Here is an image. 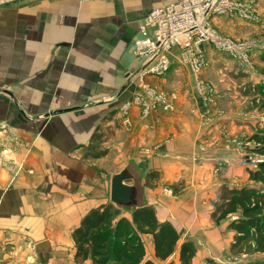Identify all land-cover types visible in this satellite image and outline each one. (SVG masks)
Returning a JSON list of instances; mask_svg holds the SVG:
<instances>
[{"label": "crops", "instance_id": "1", "mask_svg": "<svg viewBox=\"0 0 264 264\" xmlns=\"http://www.w3.org/2000/svg\"><path fill=\"white\" fill-rule=\"evenodd\" d=\"M255 1L258 11L263 0ZM156 3L23 0L0 7V89L13 97L0 92V264H41L34 246L45 240L50 243L46 264H79L74 261L71 232L87 211L106 202L109 190L93 166L106 161L120 167L112 169L113 174L130 158L144 170L143 184L153 175L156 186H144L149 205L154 197L158 222H169L178 235L181 225H187L189 234L183 235L195 246L192 264L201 256L207 258L209 249L219 248L220 241L204 229L222 221L211 217L221 187L252 185L247 169L238 163L248 132L242 118L247 116L230 109L235 96L223 77L225 67L206 45L202 47L206 63L198 76L173 47L164 74L128 78V73L142 68L140 58L131 52L137 25L135 32H128L132 20L128 10H142L141 18ZM109 7V18L99 29L101 8L109 12ZM260 15L264 21V11ZM88 17L99 31H112L102 45L92 29L84 37L76 36L79 22ZM118 30L121 36L116 38ZM151 91L164 97L166 107L157 105L143 113L133 100L139 96L150 103ZM100 98L106 99L105 107L96 104L86 111L72 106ZM52 101L71 108L48 119L32 116L35 103ZM127 102L132 105L123 117L117 108ZM104 112L110 143L104 137L102 143L108 151L90 163L80 153ZM174 190L178 194L162 204L160 199ZM234 218L230 215L219 225ZM148 245L145 258L155 264L159 259Z\"/></svg>", "mask_w": 264, "mask_h": 264}, {"label": "trees", "instance_id": "2", "mask_svg": "<svg viewBox=\"0 0 264 264\" xmlns=\"http://www.w3.org/2000/svg\"><path fill=\"white\" fill-rule=\"evenodd\" d=\"M260 60L264 62V51ZM255 88V89H254ZM253 88L261 96L264 110V90L261 85ZM254 153L264 155V131L254 133ZM99 129L92 133L86 154L95 158L106 155L100 149ZM248 181L252 185L228 186L220 189L218 200L211 214L215 222L236 215L228 223L233 232L229 245L233 254L264 252V161L255 168H248ZM259 185L260 187H256ZM142 234L151 237L154 257L165 260L177 249V264H192L195 246L191 241L179 243V235L169 222H158L151 206L135 210L129 216L115 209L109 202L91 208L71 232L74 244V261L90 264H154L145 258ZM208 264H219L210 259ZM242 264H264L246 261Z\"/></svg>", "mask_w": 264, "mask_h": 264}, {"label": "rangeland", "instance_id": "3", "mask_svg": "<svg viewBox=\"0 0 264 264\" xmlns=\"http://www.w3.org/2000/svg\"><path fill=\"white\" fill-rule=\"evenodd\" d=\"M23 0H0V7H3L5 5H9L12 3L20 2ZM98 1V0H95ZM100 1V0H99ZM174 0H158V3L153 4L149 6V8H152L154 6H157L160 3H166ZM178 1V0H177ZM240 3L249 4L251 12L255 15L253 19H245L244 17H240L237 14L235 15H219L216 16L214 19L210 21L212 29L216 32L217 35H219L222 39L228 40L232 42L235 45L242 44L245 46L244 49H241L240 51H237L235 54L236 57L232 56L229 52H226L224 50H220L215 48L212 44H206L207 47H209L213 52H215V57H220L219 60H215L216 62H220L223 69V77L228 79L230 86L229 91L231 95L235 98V102L231 103L230 109L241 111L242 113L246 114V118H242L244 124L247 126L248 132L243 137V149L242 153L246 152H254L253 148L254 145H256V141L252 138L254 133H261V131H264V110L261 108V96L259 94H255L256 91L253 88L256 85H261L264 90V62L260 60L261 54L264 51V21H262V17L259 14L261 11H264V0H263V6L259 8L257 11L256 9V1L255 0H233ZM176 2V1H175ZM161 6V5H160ZM159 7V6H157ZM156 8V7H155ZM154 9V8H153ZM104 8H101L100 14H99V29L101 27H104V24L102 21L107 20L110 15L111 7L108 8L109 12L104 11ZM142 11V10H141ZM140 9L131 7L130 10H128V13L130 14L132 20L130 24V30L128 32L133 33L135 32V27L137 25V31H138V25L139 23L144 19L143 16H141ZM151 11V10H150ZM86 11H84V14ZM120 13V10H119ZM138 14V15H137ZM114 16H118L115 14ZM221 18V19H219ZM241 22H245L247 25L242 26ZM93 19L90 20V18H86V20H81L79 22L80 31L77 32L76 36L84 37L87 35L88 31L92 29L93 32L99 33V44L102 45L103 41H106V39L110 38L112 35V31L109 30H98V28L93 27ZM107 25V24H106ZM244 25V24H243ZM108 27V26H107ZM111 31V32H110ZM123 34V33H122ZM121 36V31L118 30L116 33ZM123 36V35H122ZM138 38V34H133L132 38L130 39V46H131V52L134 55V57H137L134 54V43L136 39ZM127 40V37L125 38ZM203 49V48H202ZM172 54V53H171ZM170 59V54L168 55ZM138 58V57H137ZM180 58H182V55L180 53ZM202 59V66L201 69L204 68V65L206 63L205 56L201 54ZM139 66L143 65V60L139 59ZM183 60V58H182ZM184 61V60H183ZM142 69V68H141ZM141 69L139 71H136L134 73H128V78L130 76H139L142 79L146 76H149L147 74H143L141 72ZM198 73H194L195 76H198ZM151 76H158V75H151ZM255 89V88H254ZM151 99L155 101V95L157 96L158 93L151 91ZM137 97V96H136ZM135 97V98H136ZM232 99V98H231ZM106 99H98L95 101H81L77 104L72 103V106L77 105V109L79 110H90L92 105H102L103 107L106 106ZM165 100V99H164ZM134 104H138L137 100H133ZM13 105V103H12ZM132 104L130 102L127 103H121L120 107L117 108L120 110L121 116L125 117V114L127 113V110L130 108ZM237 105V107L233 106ZM14 106V105H13ZM35 110L33 112L32 116H40V119H48L47 117L55 115L57 112L60 111V109H66L71 108L70 104L62 103L52 101L49 104L42 102L40 105L38 103H35ZM42 106V107H41ZM157 105H154V107H150V110L156 108ZM15 107V106H14ZM33 109V108H32ZM232 111V110H231ZM112 113V112H110ZM147 113V112H146ZM41 114H48L46 117ZM109 115V114H108ZM34 119V118H33ZM122 119V118H121ZM106 120H107V114L104 112V115L101 117V119L96 122L97 125L95 126L93 132L96 130V128L99 129V133L101 134V137H104L106 140L105 142L110 143V136L106 127ZM90 139L86 142L85 145H83L80 157L86 161H89L90 163L94 162L97 158L88 156L86 154V151L88 150L87 147L89 145ZM100 149L105 150L107 153L106 143H99ZM108 144V143H107ZM10 166V165H9ZM242 167V166H241ZM99 171L100 177L103 179V182H105L106 186L109 187V180L110 175L112 173V169L118 170L120 167L112 166L111 163L100 162L93 166V169H97ZM153 175L149 174L147 178L144 181V184L149 187H154L156 184L153 182ZM241 182H244L242 180ZM256 187H260L257 185ZM109 189V188H108ZM172 194V195H171ZM178 193L176 190H174L172 193L168 192V199H160L162 204H166L168 200L174 196H176ZM105 203H108L109 199V190L107 192L106 188V195H105ZM150 205L153 209L155 208L156 204H152V201L154 200V197L152 195L149 198ZM122 215L129 216V214H125L122 212ZM224 223V220L220 221ZM216 223V225H205V232H209L210 236L212 235L214 237V241H220L218 245V249L214 250H208L207 252V258H203L204 256H201L199 260L195 264H208L207 261L212 259L210 257L214 256L215 262L219 264H242L246 261H261L264 262V252H251L249 254L240 253V254H233L230 252L229 249V241L233 239V232L229 229V225L227 221L225 222V225H219V223ZM221 223V224H222ZM182 228L179 234V243L185 241V237L189 234V230L186 229L187 225H181ZM186 229V230H185ZM185 230V231H184ZM185 234L187 235H183ZM141 239L143 240V244L145 247L149 246L148 244L152 245L151 237L148 234L141 235ZM217 239V240H216ZM230 242V243H231ZM216 243V242H215ZM223 244H225L223 246ZM79 264H90L89 259L85 260L83 262H80ZM155 264H177V249L173 252V254L170 256V258L165 260H156Z\"/></svg>", "mask_w": 264, "mask_h": 264}, {"label": "built area", "instance_id": "4", "mask_svg": "<svg viewBox=\"0 0 264 264\" xmlns=\"http://www.w3.org/2000/svg\"><path fill=\"white\" fill-rule=\"evenodd\" d=\"M250 9L249 4L233 0H178L152 9L139 23L138 38L134 43V54L144 61L141 72L158 76L164 74L169 68L168 55L173 47L180 49L183 60L194 73L201 69L202 47L206 44L236 57L237 51L245 46L222 39L212 29L210 21L224 14L253 19L255 15ZM199 86L206 89L202 82ZM135 99L143 113L154 105L166 107L161 94L155 95V101L150 103L143 102L139 96ZM263 161L264 155L254 152L241 153L238 159L240 166L252 169Z\"/></svg>", "mask_w": 264, "mask_h": 264}, {"label": "water", "instance_id": "5", "mask_svg": "<svg viewBox=\"0 0 264 264\" xmlns=\"http://www.w3.org/2000/svg\"><path fill=\"white\" fill-rule=\"evenodd\" d=\"M0 92L12 95L4 89ZM18 110L23 114L15 100H13ZM48 114H45L46 117ZM145 176L144 170L138 166L137 159H128L126 164L118 172L110 175L109 180V203L117 210L132 214L135 210L149 206V191L143 184ZM38 261L46 264L50 255L49 241H41L34 246Z\"/></svg>", "mask_w": 264, "mask_h": 264}]
</instances>
